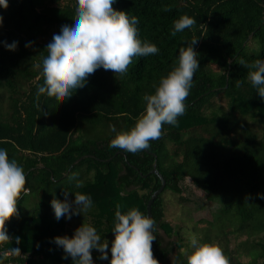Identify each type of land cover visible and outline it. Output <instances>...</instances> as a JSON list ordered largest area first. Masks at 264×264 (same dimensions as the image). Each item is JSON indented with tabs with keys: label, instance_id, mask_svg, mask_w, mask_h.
<instances>
[{
	"label": "trees",
	"instance_id": "obj_1",
	"mask_svg": "<svg viewBox=\"0 0 264 264\" xmlns=\"http://www.w3.org/2000/svg\"><path fill=\"white\" fill-rule=\"evenodd\" d=\"M8 3L0 7V149L23 167L28 192L18 197V215L6 225L11 242L0 244L1 251L19 247L22 254L11 260L21 264H73L55 238L73 237L85 222L109 243L108 260L92 250L94 264H110L116 205L124 214L137 208L147 215L162 184L151 173L156 162L166 181L151 209L159 264H187L190 234L218 243L231 264H264V100L240 64L264 60V0H117L114 9L138 17V38L159 53L133 58L124 75L98 69L65 103L37 97V90L47 45L63 25L74 24L77 0ZM185 14L196 24L173 37V22ZM193 39L200 68L186 111L175 126H163L150 148L133 154L109 147L113 132L102 139L84 133L92 126L134 127L145 111L143 96L154 94ZM13 42L18 46L9 51L5 43ZM195 189L205 194L211 218L167 219L163 193L184 197ZM66 191L70 201L76 192L90 195L93 207L58 221L51 201H63Z\"/></svg>",
	"mask_w": 264,
	"mask_h": 264
},
{
	"label": "clouds",
	"instance_id": "obj_2",
	"mask_svg": "<svg viewBox=\"0 0 264 264\" xmlns=\"http://www.w3.org/2000/svg\"><path fill=\"white\" fill-rule=\"evenodd\" d=\"M117 0H77L74 24L63 25L59 34H54L47 45L42 60L44 83L38 87L37 97L47 95L59 102H67L73 91L83 88L87 79L98 69L111 70L115 75H124L135 57H147L159 53L155 44L138 38L139 19L127 12L117 11L113 5ZM8 0H0V7L7 9ZM167 10V9H166ZM3 17L0 16V26ZM196 24L194 18L182 15L173 22L171 35L191 29ZM198 40L187 42L179 49L178 65L166 77L161 78L154 94H145V111L137 119L135 126L128 131H117L111 126L115 138L110 141V148H120L133 154L150 148V141L158 140L163 135V126H175L178 117L186 111L185 101L193 86L196 71L200 68L199 54L195 51ZM9 51H15L18 44L5 43ZM29 46V45H26ZM248 69L247 79L257 89L264 100V60H255L250 64L240 61ZM237 80L236 87L242 85ZM76 174L69 177L74 179ZM26 175L23 167L10 159L6 149H0V244L11 242L6 230V223L18 215L17 200L22 192H27ZM77 188L83 187L77 180ZM69 192L64 193L63 201L53 198L51 206L59 221L74 215H84L93 207L90 195L74 193L75 200H69ZM264 199V194H260ZM116 205L115 227L112 231L115 239L111 242L110 264H159L152 250L156 239V221L149 215L132 208L126 214ZM192 253L187 256V264H231L224 250L216 242L200 243L195 234H190ZM95 227L83 223L75 230L73 237H56L55 243L64 250L63 259L72 258L73 264H94L92 250L101 253L99 259L108 260V241L101 242ZM15 243H21L20 237ZM19 247L0 252V264L10 255L20 256Z\"/></svg>",
	"mask_w": 264,
	"mask_h": 264
},
{
	"label": "rangeland",
	"instance_id": "obj_3",
	"mask_svg": "<svg viewBox=\"0 0 264 264\" xmlns=\"http://www.w3.org/2000/svg\"><path fill=\"white\" fill-rule=\"evenodd\" d=\"M83 130V129H81ZM80 130V131H81ZM91 138H105L111 134V129H103L99 126L88 127L84 133ZM166 201V218L174 223L184 221L187 223L196 222L201 219H210L209 207L205 203V194L199 189L192 190L184 197L167 190L163 193Z\"/></svg>",
	"mask_w": 264,
	"mask_h": 264
},
{
	"label": "water",
	"instance_id": "obj_4",
	"mask_svg": "<svg viewBox=\"0 0 264 264\" xmlns=\"http://www.w3.org/2000/svg\"><path fill=\"white\" fill-rule=\"evenodd\" d=\"M151 173L157 174L160 177L161 181H162L161 187L157 191H155L153 193V195H152V197L149 200L148 205H147V215H149L150 217L153 218L152 211H151L152 205H153L154 201L159 197V195L161 194V192L165 189L166 181H165L163 175L160 174V172L158 171V169H157V163L156 162L154 163V169L152 170ZM153 235H154V232H153ZM154 241H153V244H152V250H153V252H154Z\"/></svg>",
	"mask_w": 264,
	"mask_h": 264
},
{
	"label": "built area",
	"instance_id": "obj_5",
	"mask_svg": "<svg viewBox=\"0 0 264 264\" xmlns=\"http://www.w3.org/2000/svg\"><path fill=\"white\" fill-rule=\"evenodd\" d=\"M28 192V191H27ZM8 224V222L6 223V225ZM0 252H4V251H1V249H0ZM11 256L12 255H10L7 259H5L4 261H3V264H21V263H19V262H16V261H14V260H11Z\"/></svg>",
	"mask_w": 264,
	"mask_h": 264
}]
</instances>
